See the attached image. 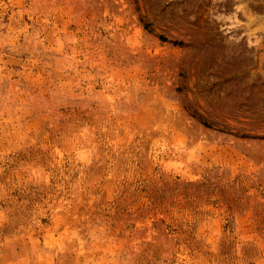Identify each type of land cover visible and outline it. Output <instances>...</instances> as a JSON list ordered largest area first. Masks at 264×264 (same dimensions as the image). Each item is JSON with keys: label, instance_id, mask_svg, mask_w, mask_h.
Here are the masks:
<instances>
[{"label": "rangeland", "instance_id": "1", "mask_svg": "<svg viewBox=\"0 0 264 264\" xmlns=\"http://www.w3.org/2000/svg\"><path fill=\"white\" fill-rule=\"evenodd\" d=\"M0 264H264V0H0Z\"/></svg>", "mask_w": 264, "mask_h": 264}, {"label": "trees", "instance_id": "2", "mask_svg": "<svg viewBox=\"0 0 264 264\" xmlns=\"http://www.w3.org/2000/svg\"><path fill=\"white\" fill-rule=\"evenodd\" d=\"M143 27H144L145 29H148V28H149V24H148V23H143ZM160 39H161L162 41H164V38H163V37H160ZM192 116L195 117L197 120L200 121V119H199V117H198L197 115L192 114ZM200 122L202 123V121H200ZM202 124H203L204 126L208 127V126L205 125L204 123H202Z\"/></svg>", "mask_w": 264, "mask_h": 264}]
</instances>
